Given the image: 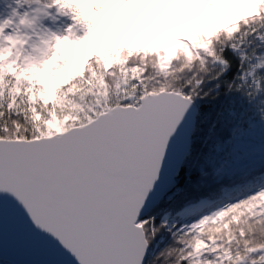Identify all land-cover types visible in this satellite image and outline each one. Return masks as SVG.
Listing matches in <instances>:
<instances>
[{"label":"snow or ice","instance_id":"6c2138e0","mask_svg":"<svg viewBox=\"0 0 264 264\" xmlns=\"http://www.w3.org/2000/svg\"><path fill=\"white\" fill-rule=\"evenodd\" d=\"M15 4L0 245L7 216L39 264H264V0Z\"/></svg>","mask_w":264,"mask_h":264},{"label":"water","instance_id":"95a60500","mask_svg":"<svg viewBox=\"0 0 264 264\" xmlns=\"http://www.w3.org/2000/svg\"><path fill=\"white\" fill-rule=\"evenodd\" d=\"M0 247L1 257L3 259L8 258V262L13 264H39L40 261L45 259L42 254L18 242L13 226L7 216L4 223L2 245ZM12 251L16 253L17 258L10 256Z\"/></svg>","mask_w":264,"mask_h":264},{"label":"rangeland","instance_id":"374dc122","mask_svg":"<svg viewBox=\"0 0 264 264\" xmlns=\"http://www.w3.org/2000/svg\"><path fill=\"white\" fill-rule=\"evenodd\" d=\"M15 7V0H0V20L10 16L12 9ZM23 10L24 9H21V11Z\"/></svg>","mask_w":264,"mask_h":264},{"label":"trees","instance_id":"16d2710c","mask_svg":"<svg viewBox=\"0 0 264 264\" xmlns=\"http://www.w3.org/2000/svg\"><path fill=\"white\" fill-rule=\"evenodd\" d=\"M226 54H227V56H228L230 59H232V60L234 61V64H233V71H235V57L232 55V53H231L230 51L227 52ZM230 75H231V73H230ZM170 242H171V241L168 240V243H170ZM0 264H12V263L7 262V261L0 260Z\"/></svg>","mask_w":264,"mask_h":264},{"label":"bare ground","instance_id":"6f19581e","mask_svg":"<svg viewBox=\"0 0 264 264\" xmlns=\"http://www.w3.org/2000/svg\"><path fill=\"white\" fill-rule=\"evenodd\" d=\"M1 247H2V246H1ZM1 247H0V248H1ZM1 256H2V255H0V260L7 261V262L9 261L8 258H4V259H3V257H1ZM10 256H14L15 258H17L16 253L13 252V251L10 253ZM12 264H13V263H12Z\"/></svg>","mask_w":264,"mask_h":264}]
</instances>
